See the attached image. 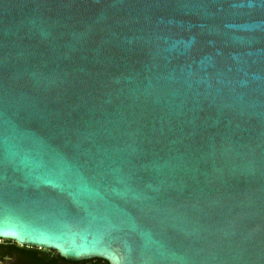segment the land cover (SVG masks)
<instances>
[{
    "label": "water",
    "instance_id": "water-1",
    "mask_svg": "<svg viewBox=\"0 0 264 264\" xmlns=\"http://www.w3.org/2000/svg\"><path fill=\"white\" fill-rule=\"evenodd\" d=\"M0 241L264 264V0H0Z\"/></svg>",
    "mask_w": 264,
    "mask_h": 264
},
{
    "label": "flooded vegetation",
    "instance_id": "flooded-vegetation-1",
    "mask_svg": "<svg viewBox=\"0 0 264 264\" xmlns=\"http://www.w3.org/2000/svg\"><path fill=\"white\" fill-rule=\"evenodd\" d=\"M7 258V261L4 259ZM81 261L67 262L59 258L53 251L37 250L31 247L18 246L12 242L0 241V264H106L99 262Z\"/></svg>",
    "mask_w": 264,
    "mask_h": 264
},
{
    "label": "snow or ice",
    "instance_id": "snow-or-ice-1",
    "mask_svg": "<svg viewBox=\"0 0 264 264\" xmlns=\"http://www.w3.org/2000/svg\"><path fill=\"white\" fill-rule=\"evenodd\" d=\"M3 236H8V237H17V236H19L21 239L24 238L20 233H18L16 231H12V230L4 232ZM75 255H76V253L74 251L70 252V256H75ZM81 258H85V257H81Z\"/></svg>",
    "mask_w": 264,
    "mask_h": 264
},
{
    "label": "trees",
    "instance_id": "trees-1",
    "mask_svg": "<svg viewBox=\"0 0 264 264\" xmlns=\"http://www.w3.org/2000/svg\"><path fill=\"white\" fill-rule=\"evenodd\" d=\"M93 262H99L98 260H95V261H93Z\"/></svg>",
    "mask_w": 264,
    "mask_h": 264
}]
</instances>
